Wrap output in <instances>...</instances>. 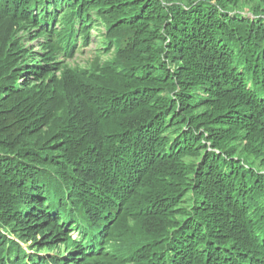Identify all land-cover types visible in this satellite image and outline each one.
Returning <instances> with one entry per match:
<instances>
[{"label":"trees","instance_id":"trees-1","mask_svg":"<svg viewBox=\"0 0 264 264\" xmlns=\"http://www.w3.org/2000/svg\"><path fill=\"white\" fill-rule=\"evenodd\" d=\"M80 3L103 81L0 47V264H264V0Z\"/></svg>","mask_w":264,"mask_h":264},{"label":"rangeland","instance_id":"rangeland-1","mask_svg":"<svg viewBox=\"0 0 264 264\" xmlns=\"http://www.w3.org/2000/svg\"><path fill=\"white\" fill-rule=\"evenodd\" d=\"M57 4L59 6H56L55 8L50 7L47 11L42 12L37 9V6L42 2L41 0H0V47L1 49H6V47L9 45L12 39H14V45H10V53H16L20 56L23 55V52H15V48L18 44L21 45L22 48L27 50L28 52H34L31 53L30 56L35 54L33 58L35 59L40 58L44 60V63L51 64L53 63L52 56L49 55V47L54 46L56 44V47L58 49V52L61 54L67 53V57L65 55H61L58 53L57 57L64 58V61L62 62H68L69 64H76L74 67L77 68V66L80 64L82 66V69L84 70V74L86 77H89L94 82L103 81L110 71L108 67L112 65H108L107 60L110 59L109 55L111 52H106L104 49V45L98 44L97 39L104 38V34L106 33L104 28V23L102 18L96 20H91L89 22L90 14L87 13L85 7L86 4L80 3L81 0H56ZM66 2L69 4H66ZM70 4L74 5V12L71 14L70 23L63 19V15L66 13L65 9ZM112 8L110 7L107 11H111ZM115 11L118 12V15L122 17L121 12L119 11V8H115ZM55 12V18L53 21L52 14ZM252 15V14H250ZM127 18L129 15H125ZM118 19V18H117ZM116 19V21H117ZM60 21V22H59ZM127 22V20H125ZM42 24H45L47 26H53L50 30H48L47 27H42ZM74 25L77 26V28H74ZM84 27L83 30H80L79 28ZM76 30L75 37H74V49L71 48L72 40L66 37L63 39L64 36L69 35L66 33L69 30ZM87 34L89 36V44L85 42L83 37H79L78 34L84 35ZM40 52L38 55L36 53ZM37 55V56H36ZM8 58V57H7ZM36 58V59H37ZM32 60L27 64L26 69H33L38 70L39 67L36 64L38 60ZM21 61H19L16 65L20 64ZM34 63V64H33ZM8 66L13 67L11 63L8 64ZM56 68V67H55ZM54 68V69H55ZM55 73L60 79L59 71L55 69ZM75 73L72 69L69 70ZM113 72V71H112ZM73 73H71L68 76V79H66V82L68 86H74L78 88V83L76 82V79L74 78ZM28 79H32V76H27ZM50 78V76H46L44 78L45 81H47ZM85 85L84 83H80V86ZM104 91V90H103ZM103 91H94L90 92L87 91L85 95L88 97L89 101L92 105L99 103L98 95L99 93H103ZM105 94L110 95L109 92H104ZM110 104H113L112 101H103L101 105L109 106ZM57 104L53 105L51 107L52 112L55 113H61L62 110H57ZM119 107L116 106L113 109L117 110ZM134 107L132 109H129L128 114H132ZM94 115L96 116V110L92 108L90 110ZM91 113V114H92ZM92 114V116H94ZM94 116V117H95ZM92 136V135H91ZM92 140H97L93 138ZM99 141V140H98ZM106 143H109V141L105 140ZM161 166L160 163H156L153 165L152 168L147 169L150 172L155 171L157 168ZM146 169V168H145ZM141 179V176L136 179V183L130 188V194L129 197L134 193L137 194V190L135 187L137 186L138 181ZM108 184H113L109 181H107ZM166 189L173 190L172 188H169V186H166ZM142 197H144L143 194H140ZM131 200V197L129 198V201ZM126 201V200H125ZM211 203V202H210ZM132 211V209H131ZM230 218L234 219L235 222L238 223L239 226H243L246 233H248V236L250 235V228L251 223H248L246 221V217L243 216H237L236 218L233 217L231 214L229 215ZM233 221V222H234ZM114 223L113 221H110L109 224L111 225ZM132 223V222H131ZM75 236V234H74ZM59 251H63L65 248L64 245L59 246ZM56 249V250H58ZM77 261V260H76Z\"/></svg>","mask_w":264,"mask_h":264}]
</instances>
